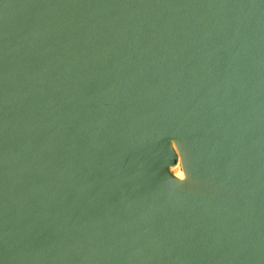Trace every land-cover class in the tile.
Returning a JSON list of instances; mask_svg holds the SVG:
<instances>
[{"label": "water", "instance_id": "1", "mask_svg": "<svg viewBox=\"0 0 264 264\" xmlns=\"http://www.w3.org/2000/svg\"><path fill=\"white\" fill-rule=\"evenodd\" d=\"M0 264H264V0H0Z\"/></svg>", "mask_w": 264, "mask_h": 264}, {"label": "rangeland", "instance_id": "2", "mask_svg": "<svg viewBox=\"0 0 264 264\" xmlns=\"http://www.w3.org/2000/svg\"><path fill=\"white\" fill-rule=\"evenodd\" d=\"M173 171H174V173H175L176 175H178L180 172H182L180 166H179V168H176V167L173 168Z\"/></svg>", "mask_w": 264, "mask_h": 264}, {"label": "bare ground", "instance_id": "3", "mask_svg": "<svg viewBox=\"0 0 264 264\" xmlns=\"http://www.w3.org/2000/svg\"><path fill=\"white\" fill-rule=\"evenodd\" d=\"M176 168H179V166H177ZM181 168V167H180ZM181 171H182V169H181ZM178 178H180V179H182V178H184V173H183V171L182 172H180L178 175H176Z\"/></svg>", "mask_w": 264, "mask_h": 264}]
</instances>
